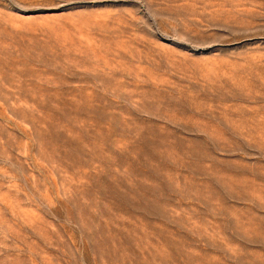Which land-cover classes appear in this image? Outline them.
Instances as JSON below:
<instances>
[{"label": "rangeland", "instance_id": "obj_1", "mask_svg": "<svg viewBox=\"0 0 264 264\" xmlns=\"http://www.w3.org/2000/svg\"><path fill=\"white\" fill-rule=\"evenodd\" d=\"M0 264H264V0H0Z\"/></svg>", "mask_w": 264, "mask_h": 264}]
</instances>
